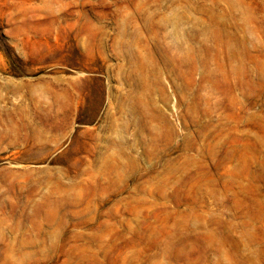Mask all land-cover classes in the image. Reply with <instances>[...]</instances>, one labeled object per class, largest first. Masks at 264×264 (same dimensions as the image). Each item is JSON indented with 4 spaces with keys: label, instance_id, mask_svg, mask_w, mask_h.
I'll list each match as a JSON object with an SVG mask.
<instances>
[{
    "label": "rangeland",
    "instance_id": "374dc122",
    "mask_svg": "<svg viewBox=\"0 0 264 264\" xmlns=\"http://www.w3.org/2000/svg\"><path fill=\"white\" fill-rule=\"evenodd\" d=\"M0 264H264V0H0Z\"/></svg>",
    "mask_w": 264,
    "mask_h": 264
}]
</instances>
